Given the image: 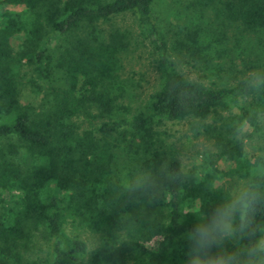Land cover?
<instances>
[{
  "label": "trees",
  "instance_id": "trees-1",
  "mask_svg": "<svg viewBox=\"0 0 264 264\" xmlns=\"http://www.w3.org/2000/svg\"><path fill=\"white\" fill-rule=\"evenodd\" d=\"M177 3L164 32L155 0H0V264H185L182 234L226 195L217 182H246L264 161V89L247 85L264 72V0ZM145 44L158 83L134 108L125 63ZM175 54L211 84L181 74ZM28 86L39 104L23 101ZM184 121L210 144L197 166L157 130Z\"/></svg>",
  "mask_w": 264,
  "mask_h": 264
},
{
  "label": "clouds",
  "instance_id": "clouds-1",
  "mask_svg": "<svg viewBox=\"0 0 264 264\" xmlns=\"http://www.w3.org/2000/svg\"><path fill=\"white\" fill-rule=\"evenodd\" d=\"M253 91L264 89V72L247 74ZM250 179L232 185L226 195L182 234L185 264H264V224L256 223L264 207V161L255 162ZM244 240L242 247H227Z\"/></svg>",
  "mask_w": 264,
  "mask_h": 264
},
{
  "label": "rangeland",
  "instance_id": "rangeland-1",
  "mask_svg": "<svg viewBox=\"0 0 264 264\" xmlns=\"http://www.w3.org/2000/svg\"><path fill=\"white\" fill-rule=\"evenodd\" d=\"M177 4V0H155V20L164 32L171 27V23H176L173 12L175 8H177ZM117 21L124 26L131 27L136 32V35H138L136 21L133 16L126 15L117 18ZM21 43L22 39L20 36L13 40L15 50L19 49ZM187 60L188 59L185 56L180 54H175L173 56V61L177 70L185 77L191 80L203 81L211 84V79L207 77L208 72L202 71L200 65L194 66L188 63ZM125 65V76L133 78L135 83L139 84V87L135 90L137 98L130 102L134 108H138L141 103L147 99L148 95L153 92L158 83V73L154 67L151 48L148 44L139 46L135 52L131 53L126 59ZM231 80L232 79H226L227 82H231ZM233 82L234 81L231 83ZM23 93V101L25 103L39 104L41 102L42 96L35 94L31 87L28 86ZM262 122H264V120H262ZM157 130L161 139H163L165 143L178 154L180 159L187 166H197L202 163L203 152L210 147V144L204 138H196L194 131L191 129L190 124L187 121L165 123L160 125ZM247 142V151L250 154L257 153L262 144L259 135H255L253 140L248 139ZM244 182V180H241L238 177H230L218 181L217 185L229 189L234 184ZM69 231L73 235L79 234L81 236V239L87 243L89 252L97 247V236L81 230L71 231V229H69ZM37 245L38 251L36 250V255L44 256L47 251V243L42 236L38 237Z\"/></svg>",
  "mask_w": 264,
  "mask_h": 264
}]
</instances>
